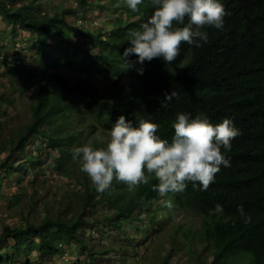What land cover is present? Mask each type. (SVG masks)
<instances>
[{
    "label": "trees",
    "instance_id": "obj_1",
    "mask_svg": "<svg viewBox=\"0 0 264 264\" xmlns=\"http://www.w3.org/2000/svg\"><path fill=\"white\" fill-rule=\"evenodd\" d=\"M22 1L0 0L1 26H9L7 32L12 31V39L18 30L31 33L34 41L30 47L42 56L39 65L44 66V71L33 92L31 120L16 140L9 143L13 153L0 169L10 175L22 171L25 163L26 170L31 168L27 162H44L28 156L22 162L17 159L16 166L9 163L15 152L24 151L29 142L33 145L35 140H41L55 153H49L53 170L75 179L83 187V193L81 209L72 219L44 217L38 223L25 221L20 227L4 226L0 250L5 256L0 253V262L13 264L23 256L28 259L30 254L44 261L60 250L58 245L65 248L76 243L78 254L85 251L87 260L76 258L74 264H103L98 256L105 251H94L87 243L98 224L107 225L110 230L114 227L119 238L132 240L128 226L138 231L143 230L142 225H153L158 232L164 226V211L171 214L178 209L201 218L197 229L177 225L171 241L184 238L185 248L197 255L196 264H218L236 251L249 253V264H264V0H222L230 14L225 17L222 31L202 29L208 34V43L201 48L182 43L180 55L172 64L156 58L139 65L132 55L128 60L134 67L128 70L120 55L130 46L129 31L138 29L152 15L151 0H144L137 12L128 8L126 0H110L123 10L125 22L106 35L93 37L90 47L75 41L72 51L45 39L59 38L62 29L85 35L79 27L69 24L67 16L72 12L63 10L49 16L41 13L35 0ZM78 3L85 6L87 0ZM16 58L21 60L15 55L14 65ZM1 64L7 65L6 60ZM141 66L142 74L136 70ZM93 76L104 80L101 88L92 82ZM124 76L132 81L125 101L121 84ZM172 91L176 92L175 98L166 101L165 93ZM180 111L203 112L213 124L230 117L240 129L241 134L232 141L227 154L231 166L221 168L207 191L189 183L183 193L161 197L153 190L152 185L158 183L153 177L149 184L132 190L114 180L101 193L94 184L90 186V178L81 171L80 163L72 159V149L85 144L83 132L77 128L80 123L88 122L91 132L109 134L121 114L134 122L146 118L160 124L159 134L171 140L174 133L171 124ZM91 144L100 147L105 142ZM164 199H172L174 208L163 207ZM217 203L223 206L226 220L211 214ZM241 207L250 215V222L240 215ZM101 209L111 211V215L94 220ZM91 211L93 217L88 215ZM142 232L146 234L145 230ZM199 250L208 252L210 258L201 260ZM168 259L169 255L161 259V264H168Z\"/></svg>",
    "mask_w": 264,
    "mask_h": 264
},
{
    "label": "rangeland",
    "instance_id": "obj_2",
    "mask_svg": "<svg viewBox=\"0 0 264 264\" xmlns=\"http://www.w3.org/2000/svg\"><path fill=\"white\" fill-rule=\"evenodd\" d=\"M40 6L42 14L53 15L54 13L72 12L67 16L71 26L79 27L85 35H77L76 32L61 30L59 38H45L47 42L56 45L61 44L72 51V45L76 41L91 46L93 37L106 35L120 26L124 20L123 10L110 0H87L84 5L78 0H35ZM24 0L22 3H28ZM18 3V2H15ZM85 18V26H77V21ZM0 20V58L6 60L7 65L0 60V165L6 158L13 153L9 143L15 141L17 136L25 129L31 120L30 106L33 104V92L37 86L40 76L43 74L44 66L39 65L41 55L35 54L30 47L34 37L27 31L18 30L13 39L12 31L8 25H2ZM14 35V34H13ZM16 38V39H14ZM9 43V44H8ZM29 45V46H28ZM7 47H10L9 49ZM30 47V48H29ZM15 55H19L20 59ZM18 59V60H17ZM19 61V62H17ZM142 67V66H141ZM140 67V68H141ZM49 68V67H47ZM51 71V69L49 68ZM93 83L102 87L104 80L100 76L91 77ZM123 87L122 99L126 100V94L132 88V81L129 76L121 79ZM88 122L77 125L82 130V138L85 143L107 142L109 134L97 132L87 126ZM46 130V127L43 128ZM55 154L46 148L45 142L35 140L32 145L30 142L22 152H15L9 163L24 161L25 157L41 160L40 164L34 162L28 170L24 168L20 172L7 175L0 169V234L4 226L20 227L25 221L38 223L44 217H61L62 219L74 218L76 212L81 209V194L83 187L76 183L73 178L56 173L51 165L49 155ZM9 156V157H10ZM30 159L28 161H30ZM34 160V161H35ZM16 162V163H15ZM36 163V164H35ZM90 186H93L91 181ZM161 201L155 203L158 205ZM78 204L80 206L78 207ZM154 205V206H155ZM164 211V210H163ZM93 211L88 215L93 217ZM94 220H103L106 215H111V211L101 209ZM89 218V217H88ZM163 229L156 232L157 227L145 224L143 230L132 231V226H128L132 240L119 238L116 229L98 224L93 228L87 238L88 247L94 251H105L103 264H161V259L169 255L168 264H196V254H192L183 244L182 237L172 241L173 229L177 226L191 225L199 228L201 218L189 212L173 210L171 214L164 211ZM140 224V223H139ZM141 225V224H140ZM146 231L142 235V231ZM62 247V248H61ZM58 245L60 249L52 258L40 260L36 255L30 254L28 259H16L13 264H74V260L79 258L81 261L87 260L85 251H80L76 243L69 245ZM10 251V250H9ZM124 251V252H122ZM200 259L209 257L208 252L199 250ZM11 252V251H10ZM9 252V253H10ZM5 256V252L0 250ZM210 258V257H209ZM105 259H109L107 263ZM250 255L247 252L236 251L227 255L218 264H249ZM0 264H8L6 262Z\"/></svg>",
    "mask_w": 264,
    "mask_h": 264
},
{
    "label": "clouds",
    "instance_id": "obj_3",
    "mask_svg": "<svg viewBox=\"0 0 264 264\" xmlns=\"http://www.w3.org/2000/svg\"><path fill=\"white\" fill-rule=\"evenodd\" d=\"M144 0H126L128 8L139 11ZM154 8L148 20L138 29L128 33L129 47L120 55L125 70L134 67L128 58L135 55V64L144 65L160 58L172 64L181 52L182 43L201 48L208 43V34L202 29L211 27L223 30L225 17L230 13L222 0H151ZM87 24L85 18L77 21ZM143 73V68L136 69ZM176 92L165 93L171 101ZM161 125L140 118L138 122L121 114L112 124L104 146L85 143L72 149V159L81 165L98 192L108 190L114 180L125 183L130 190L149 184L161 197L183 193L189 183L200 191H207L215 183L221 168L231 166L228 153L232 141L241 132L230 117L213 124L203 112L195 114L180 111L171 124L174 133L171 140L162 138ZM163 207L174 208L172 199H164ZM240 215L248 222L250 215L241 207ZM211 214L227 217L224 208L217 203Z\"/></svg>",
    "mask_w": 264,
    "mask_h": 264
},
{
    "label": "built area",
    "instance_id": "obj_4",
    "mask_svg": "<svg viewBox=\"0 0 264 264\" xmlns=\"http://www.w3.org/2000/svg\"><path fill=\"white\" fill-rule=\"evenodd\" d=\"M17 62H19V61H17ZM61 246V245H60Z\"/></svg>",
    "mask_w": 264,
    "mask_h": 264
}]
</instances>
